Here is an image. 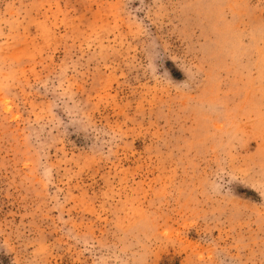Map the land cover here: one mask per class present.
Masks as SVG:
<instances>
[{
    "label": "rangeland",
    "instance_id": "obj_1",
    "mask_svg": "<svg viewBox=\"0 0 264 264\" xmlns=\"http://www.w3.org/2000/svg\"><path fill=\"white\" fill-rule=\"evenodd\" d=\"M0 264H264V0H0Z\"/></svg>",
    "mask_w": 264,
    "mask_h": 264
}]
</instances>
